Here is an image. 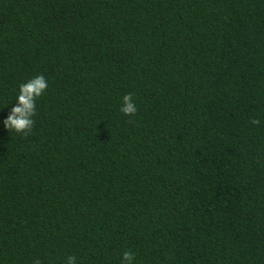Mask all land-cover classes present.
I'll use <instances>...</instances> for the list:
<instances>
[{"label":"trees","instance_id":"trees-1","mask_svg":"<svg viewBox=\"0 0 264 264\" xmlns=\"http://www.w3.org/2000/svg\"><path fill=\"white\" fill-rule=\"evenodd\" d=\"M123 251L264 264V0H0V264Z\"/></svg>","mask_w":264,"mask_h":264},{"label":"clouds","instance_id":"clouds-1","mask_svg":"<svg viewBox=\"0 0 264 264\" xmlns=\"http://www.w3.org/2000/svg\"><path fill=\"white\" fill-rule=\"evenodd\" d=\"M48 87V81L43 75H36L33 78L19 84L14 106L3 120V126L16 132L30 130L33 125L32 116L36 108V99L42 95ZM120 111L124 115H133L137 108L132 99V94L128 93L122 97ZM258 121L253 120L252 123ZM124 264H134L135 254L131 251L122 252ZM64 264H78L75 256L69 255L64 258Z\"/></svg>","mask_w":264,"mask_h":264}]
</instances>
